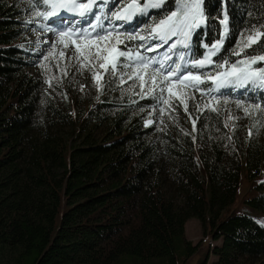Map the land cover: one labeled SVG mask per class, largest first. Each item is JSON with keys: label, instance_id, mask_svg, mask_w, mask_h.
I'll return each mask as SVG.
<instances>
[{"label": "trees", "instance_id": "trees-1", "mask_svg": "<svg viewBox=\"0 0 264 264\" xmlns=\"http://www.w3.org/2000/svg\"><path fill=\"white\" fill-rule=\"evenodd\" d=\"M178 7L166 0L118 27L123 35L145 37L119 47L179 64L183 75L217 71L191 67L193 57L206 55L204 44L223 39L212 59L230 63L251 59L264 44V35L250 48L247 42L253 30L264 31V0H203L206 25L192 36L190 55L180 46L147 51L157 40L149 30ZM111 8L110 2L105 11ZM46 9L42 0H0V264H264V145L255 126L240 139L224 116L193 108L210 99L196 92L195 100L186 98L188 112L177 107L158 128L157 111L169 109L155 99L158 89L124 90L138 80L128 76L135 59L125 60L132 67L122 72L103 74L93 96L70 98L69 109L63 107L30 71L42 59L32 35L53 21L35 12ZM223 13L227 34L219 23ZM212 95L220 104L264 108V92L255 85ZM192 219L203 223L207 243L187 240Z\"/></svg>", "mask_w": 264, "mask_h": 264}, {"label": "snow or ice", "instance_id": "snow-or-ice-1", "mask_svg": "<svg viewBox=\"0 0 264 264\" xmlns=\"http://www.w3.org/2000/svg\"><path fill=\"white\" fill-rule=\"evenodd\" d=\"M110 2L112 8L105 11ZM173 2L178 4V10L169 12L166 17L158 21L149 30L151 38L158 39L161 43L146 50L156 51L175 37L176 39L168 45L167 51H172L180 46L188 49L190 55L192 36L196 33V29L206 25L203 0H173ZM165 3L166 0H143V3H140V0H119V2L117 0H42V4L46 5L47 9L35 12V15L47 20L49 17L56 16L63 11L81 18L89 17L90 19L84 21L85 26L81 29L61 30L56 33L58 37L56 43L63 45V49H68L71 46L73 54L77 58V63L82 66L87 65L93 76L97 78L98 83L103 74L115 75L118 71L122 72L126 67H132V65L125 64L124 61L135 59L139 63L136 65V70L128 74L129 79L140 80L143 88L145 76L150 75L153 88L159 91V95L155 99L172 111L182 106L184 111L188 112L187 99L182 97L195 100L196 92H199L202 97L207 96L210 99L205 100L203 104L194 102L193 108L195 110L200 111L208 108L211 111H217L216 107H210L213 101L215 104H220V101L212 93L221 88L243 87L247 89L252 85L264 88V54H256L257 51L264 53V44H261L258 50L248 54L252 57L251 59H241L238 62L231 63L223 57L218 61L212 59V57L219 55L223 48L225 42L223 39H218L211 44H204L207 49L206 55L202 59L193 57L191 67H214L217 71L205 74H194L187 71L183 75L179 74L181 71L179 64L169 65L165 69V65L161 60L141 56L138 52L133 56V53L127 51L126 48L122 50L119 45L123 44L125 40L145 39V37L141 36L139 32L129 35L119 33L116 30L118 26L114 25V21L130 23L134 17L146 15L149 9H160L164 7ZM61 19L63 20L64 17H61ZM103 21H107L109 27H106ZM73 23L78 24L80 21H73ZM219 23L223 25V32L227 34L229 32L227 13L221 15ZM203 35V31H201L197 40L199 41L200 36ZM261 35H264V31L253 30L252 33L247 35V42H255L254 37L259 38ZM227 51L225 50V53ZM66 54L65 51L58 52V56L61 58ZM234 54L240 55L241 53L235 51ZM52 55L53 53L49 52L44 59H48ZM176 55L181 61L184 60L183 54L176 53ZM168 58L167 55L164 57V59ZM69 59H72V55H69ZM153 63L157 67L151 73H148L147 69ZM258 63L261 66L254 68L253 65ZM187 67L188 63L185 62V68ZM97 69H104V73H100ZM161 69H164L163 74H161ZM157 77H159V82ZM205 81H211L215 88L200 89V84ZM177 86L182 87L174 92L173 89ZM153 88L149 89V94L153 91ZM173 99L178 101L176 105L170 103ZM238 107H242L246 113L249 111L248 107L242 105H238ZM255 108L260 109V115H264V108H261L260 105H255ZM160 110L164 111L163 108ZM188 115L191 116L192 113H188ZM148 123L151 124L152 121H148ZM193 126L195 127V120H193Z\"/></svg>", "mask_w": 264, "mask_h": 264}, {"label": "rangeland", "instance_id": "rangeland-1", "mask_svg": "<svg viewBox=\"0 0 264 264\" xmlns=\"http://www.w3.org/2000/svg\"><path fill=\"white\" fill-rule=\"evenodd\" d=\"M56 16L61 18V17H72L74 15L61 11ZM54 17L55 16H52V18ZM77 20L80 21L81 19L79 18L76 19L75 21ZM123 22L124 21H121V23ZM70 23L71 21L63 22L62 20L58 19L57 25L59 27L65 24L67 27L58 29L54 27L53 22H51L52 26H50V30H40V31H35L33 33L32 40L34 41V43H36L35 44L36 49L42 51V59L39 61V63L36 66L32 67L30 70L33 75L43 80V86L46 88L47 92L54 95V97L58 99L61 105L67 109H69L70 98L82 102L86 98L91 97L95 93H97L103 77L102 76L101 78H99V83H98L97 78L93 76L92 72L89 70V67L87 65L82 66L80 63H77V58L73 54V49L71 46L68 49H63V45L56 43L58 39L56 33H58L59 31L79 29L77 27L83 28L85 26V24L82 23L81 21L78 24L74 23L70 25ZM116 26L121 27L120 25L117 24ZM106 27L109 26L107 25ZM254 39L255 42H248V48L255 45L259 41L260 36L259 38L254 37ZM148 40L150 41V38ZM160 43L161 42L159 40H156L154 42H149V48L152 47L153 45H157ZM160 48H158L156 51H151V52L153 54L160 53L162 51L160 50ZM59 51H65L67 54L63 58H61L58 56ZM49 52H52L53 55L50 56L48 59H44L45 56H48ZM69 55H72L71 60L69 59ZM164 65H165V69H167L169 65H173V64L167 61ZM156 67L157 65L155 64V66H153V69ZM97 71H99L100 73H104V69H97ZM163 73H164V69H161V74ZM110 80H113V78L111 77ZM144 80L145 82L143 84V88L141 87L142 82L140 80H137L132 87H126L124 88V90L127 92L136 91L139 93H149V89L153 88L151 84V77H149V75L145 76ZM180 87L182 86H177L176 88L173 89V91L174 92L178 91ZM117 89L118 87L113 88L112 93H117L118 91ZM257 89L260 92L263 90V88L260 87H257ZM155 90L156 89L153 88L152 92H155ZM182 98L186 99V97H182ZM172 104L174 105V103ZM238 105L241 104H237V101L234 102L227 101L221 103L220 106H216L214 103H212L210 107H216L217 111L215 112L225 117L226 123L235 130V133L238 134V137L240 139H244L250 136L255 126L257 130L256 137L264 145V119H262L261 117L262 115L259 116L260 113L256 108L255 109L248 108L249 111L248 113H246L243 110V108L238 107ZM177 110L178 108H176L175 111L165 108L163 112L161 110L157 111L158 117L155 119L157 127L163 128L165 123L168 122L169 115L173 116L174 112H176ZM246 190L247 187L246 184L244 183L240 189V194L241 195L244 194ZM204 228L205 227L200 220L197 219L190 220L186 224L187 240L191 241L194 245L198 243H207L208 241L205 240L206 235ZM206 239L208 240V238Z\"/></svg>", "mask_w": 264, "mask_h": 264}]
</instances>
